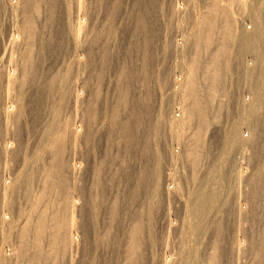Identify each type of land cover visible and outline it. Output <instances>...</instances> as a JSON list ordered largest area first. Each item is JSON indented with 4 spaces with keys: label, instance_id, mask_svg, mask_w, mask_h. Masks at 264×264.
<instances>
[{
    "label": "rangeland",
    "instance_id": "1",
    "mask_svg": "<svg viewBox=\"0 0 264 264\" xmlns=\"http://www.w3.org/2000/svg\"><path fill=\"white\" fill-rule=\"evenodd\" d=\"M8 1L17 2L0 0V55L13 50L12 59H16L1 60L0 71L11 73L9 66L18 63L16 56L20 58L27 47L23 36L17 47L10 45L16 18L9 14ZM75 2L30 1L28 14L36 27L30 42L31 59L38 70L34 74H39L38 83L33 81L20 95L16 92L4 101L0 80V116L5 108H17L23 96L19 118H9L6 130L0 124V217L6 222L0 225V264H130L133 232L139 233L134 236L138 238L137 252L131 255L136 264H192L194 260L207 264L211 245L218 246L221 254L218 264H264V105L259 106L254 144L250 142L253 120L243 111L251 102V72L258 67L257 54L239 50L241 37L258 29V53L264 60V0ZM213 4L228 8L231 29L224 59L231 69L223 73L216 88L221 110L206 114L209 126L202 144L207 148L200 160L175 166L182 156L172 152L183 147L187 154L192 130L171 119L182 100L174 80L187 70L186 63H181L187 62L198 23ZM20 17L16 19L19 30L23 27ZM217 21L215 40L222 25L220 18ZM70 34L76 35L72 36L74 43ZM180 38L187 39L182 51L174 46ZM208 56L203 55L202 66ZM260 63L264 68V61ZM200 76V91L205 95L206 83ZM52 78L56 87L62 84V91H48ZM73 79L72 90L64 81ZM73 92L78 94L77 107L70 101ZM130 122L132 139L123 131V125ZM64 124L66 140L52 160L49 149L55 126ZM231 126L237 144L225 146L222 167L210 175L207 172L216 162L212 153ZM70 128L79 135L74 144ZM241 140L248 142L241 144ZM207 150L209 154H204ZM55 164L65 187L46 193L44 184L56 180L54 173L46 178ZM209 176L211 180L205 184ZM3 185L10 188L6 196L1 193ZM202 186L214 189L216 200L198 220L190 206L192 195ZM64 206H68L66 212ZM44 210L47 214L57 211L67 245L57 254L52 252L51 227L47 226L34 255V220ZM195 225L199 230L194 234ZM23 229L28 232L25 242L20 238ZM21 248L22 255L18 253Z\"/></svg>",
    "mask_w": 264,
    "mask_h": 264
},
{
    "label": "bare ground",
    "instance_id": "2",
    "mask_svg": "<svg viewBox=\"0 0 264 264\" xmlns=\"http://www.w3.org/2000/svg\"><path fill=\"white\" fill-rule=\"evenodd\" d=\"M16 1H17L16 3H12V2H9V1H8L9 3H7V2L6 3L9 6L8 7L9 10H10L9 14H11V18L18 19L19 15L21 16L20 18H22L21 20L23 22V25H22L23 27L19 30V28H17V26H16V23H18V22H17L16 19H14L16 22H14L15 24L12 23V25H11L12 27L13 26L14 27L11 29L12 30V32H11L12 35L10 37V45L12 44L13 46L17 47L18 43H19L18 42L19 36H23V40L25 42V44H23V46L25 45L27 47V51L26 52L24 51V53H21V57L23 58V60L21 59V57L19 58L20 55L16 56V57H18V59H20L18 61V63L13 62L16 59V58L14 60L12 59L11 53L13 52V50L10 51L11 53L8 52V55H7V53H5V51L0 55V61L1 60H5V61L7 60V62H9V61L13 60L12 61L13 63L9 66L10 68H12V70H11L12 72L11 73H7L6 71H5L6 72L5 73L4 71H2V69L0 71V73L2 74L0 80H1L2 85H3L2 99L4 101H7L16 92H17L18 95H20V91L24 87H28L33 81H36V82L38 81L37 76L39 75V74H37V76H34V74L38 73L37 72L38 70L35 68V65L33 64L34 61L32 62V59H31V54H32L33 51H32V47H31V43L30 42H31L32 38L35 37L36 27H35L34 20L32 19L31 15L28 14V12H29L30 6H31L30 5V1H33V0H16ZM79 1L80 0H77V2H75V3H77V5H78ZM1 2H2V0H1ZM0 6H1V4H0ZM228 7H229V5H228ZM36 9L37 8L35 7L34 11H36ZM65 13L67 14V12H65ZM217 18L221 19L220 23L222 25H221V27H219L221 30H220V33H218L219 34L218 40H215L214 30L216 29V26H217V22H218ZM227 19H228V8H227L226 5L222 6V7H218L216 4H213L210 7V11L206 14V16L203 19V21L202 22L200 21L198 23V33L192 39L193 42H192V45H191V48H190V54H189V51L186 54L187 62H185L183 60L184 63L183 62L181 63V64H185L186 63L187 70L183 71V72L181 71L182 74H180V76L176 77L175 80H174L175 85H178V86H176L178 88H177V90L175 92H177V91L180 92L181 91V93H182L181 94V98H180V94H179L178 99H182V100H181V106H179V112L177 111L173 115V117L171 119L174 122H176V121L179 122L180 121L181 122V126H184V128H186V129L189 127L192 130V132H191L192 136L190 138L191 143H190V145H189V147L187 149V154H186L185 150L183 149V147H182V150L180 152L179 151L172 152L173 155L175 153L176 156H178L179 154H181V156H182V158L181 157L179 158V161H181V162L176 163L177 165H175V166H179L178 164H180L182 166L183 163H186L188 165V162H189L188 160H190L191 163L193 161H197L198 159L200 160L201 154L204 151L203 148H205V147H203V144H202L203 143V138H204V135L206 134V130L208 129V126H209V124H208V116L206 114L209 113V112H213V110H214L213 113H219V111L221 110L220 109L221 105L219 104L220 102L217 101L218 98H217V95H216V88H217L218 84L220 83V81L222 79V76H224L223 73L226 72V71L228 72L231 69L230 68L231 64H230V62H228L229 60L228 59H227L228 61L225 60L226 59V53H227V50H226L227 41H228V38H229L227 33H228V30L231 29V28H228L230 22L227 23ZM79 27H80V25L78 27H76V28L78 29ZM257 31H258V29L257 30L254 29V33L249 34V35H246V34L243 35L241 37V39H240V44H239V50H243V51L244 50L245 51L248 50V51H251L253 54H257L256 57H254V58L256 60V63H258V65H257L258 67L256 69H254L253 72H251V76H252L253 81H254V83L252 84V90H251L252 91V93H251V102L245 108V111H243L245 114L248 115V117L252 118V120H253V122L251 124V128H250L252 133H253V138L250 137V142H253L254 144H255V142H254L253 139H255V136L257 135L258 125H259L258 124L259 119H258V116H257V114L260 113L259 112V106L260 105H264V68H263V66L260 63V62H262L264 60H263L262 54L258 53L260 51L261 47L259 48V46L257 45V42L260 39L257 36ZM75 32H77V30ZM71 34H72V32H71ZM71 34H70V36H71ZM72 36L70 38L72 39L71 41L73 42ZM74 38H76V35H75ZM188 38H190V37H188ZM184 41L181 38L180 39H175V41H174L175 42V45H174L175 48L182 51V49H184V46H185L184 43L187 46V39H186V42H184ZM22 43H23V41H22ZM39 49H40V47H39ZM1 51H2V49H1ZM38 52H40V51H38ZM208 52H210V53H208ZM239 52H241V51H239ZM207 54H209V56H208L209 59L202 66V63H203V60H204L203 55L207 56ZM78 61H79V59L76 61L77 62L76 66H77V64L79 65ZM259 63H260V65H259ZM200 67H202L201 70L203 69V71L200 70ZM69 73L66 72L65 74H69ZM200 73L202 74L201 76H200ZM199 76H200L201 80L206 83L207 93L205 95H202L201 91H200V85H199V82H198ZM64 82H66L64 84L67 85L68 88H71L72 90H73L72 87H75V79H73L72 81L68 80V81H64ZM47 86H48L47 87L48 91H53L55 88L56 89L58 88V91H59V89H60V91L63 90L62 89V87H63L62 84H61V86L58 85L59 87H56V83L54 82L53 78L51 80H49V83H47ZM30 87H31V85H30ZM178 92L176 94H178ZM73 93H72L73 96L71 95L70 101H71V104H73L75 107H77L78 94L77 93L73 94ZM59 96H62V94L59 95ZM22 97H20L21 100H22ZM21 100L18 99L17 108H13V107L5 108L4 107L5 109H3L1 111L2 113H1L0 118L2 119L1 120L2 123L0 122V124H2L3 129L6 130V128L8 126L7 125V121L9 120V118H12V117L13 118H17V117L19 118V116L23 113L22 106L20 104ZM126 100H127V96L125 95L123 100H122V104L124 106L126 105ZM219 100H220V98H219ZM68 101H69V98H68ZM214 102L218 103V104H216L215 108H214V106H215ZM23 103L24 102L22 101V104ZM74 106L72 107L73 109H74ZM53 108H51V109H53ZM161 108L159 109L160 118L162 117V114H163ZM239 110H241V109H239ZM51 111H53V110H51ZM179 113H182V117L180 116ZM51 117L53 118V115L50 116V118ZM53 127H54V125H53ZM66 127H67L66 124L60 125V126L59 125L55 126V128H56V130H55L56 136H55L54 140L52 141V144H51L50 149H49L51 154L53 155L52 160H54L55 157L58 156L61 153L63 144H64V142L66 140V136H65V134H63L62 130L63 129L64 130L68 129ZM133 128L134 127H133V123L132 122H130L129 124L123 125V131H124V135L126 136V138H128V139L131 138L130 137L131 136L130 133L132 132L131 130ZM231 129H233L232 126L229 129V134L227 133L228 134L227 137H225L223 140H221L218 143L217 148L215 149V153H212V155L216 156L213 159L216 162L215 163H214V161L212 162V164H211L212 166L210 165L211 168L210 169L208 168L209 171L207 170L208 171L207 173L210 174L215 168L220 169L222 167V164H223L224 158H225V146L227 144H229L231 147L234 144H237V141H234L235 134H233ZM70 132L72 134V136L70 138V141L74 144L76 139L79 138V135L77 134V131H75L72 128H70ZM246 142H248V140H241V144L246 143ZM128 143H129V140H128ZM211 147L212 146H210V148ZM175 148H177V147H175ZM6 152H7V149L3 148V153H6ZM205 153L209 154V151L207 150V151L204 152V154ZM157 156L159 157L158 153H157ZM187 156H189L190 159H188ZM158 157H157V160H158ZM173 157H175V156H173ZM170 158H172V157H170ZM210 166H208V167H210ZM75 172H76L75 168L72 167L71 168V174L73 176L75 175ZM240 172H241V169H240ZM51 173H52V175H51ZM53 173L56 174V177H55L56 180L54 182H49V183L46 182L44 184L43 190L45 189L46 193H50V190H53L54 188H55L56 191H59V188L61 190V188L65 187V186H63V184H64V181L62 179V175L63 174L61 173L60 169L57 168L56 164H55V166L51 167L50 174H48V177H46V178L50 179V177L53 176ZM210 177L211 176L206 177L205 184L211 180ZM177 179H176V182H177ZM156 182H157V180H156ZM172 182H174V181H172ZM171 186H172V183H171ZM176 186H177V184H176ZM3 187L4 188H3V191L1 193H2L3 196L4 195L6 196V192H8L10 188L8 190H6L7 187L4 186V185H3ZM213 190L214 189L208 188L207 186H202V187L198 188L196 190V192L192 195L191 206L190 207H191V210L193 211V213L195 212V215L198 217V220L199 219L201 220V217L204 214L205 210L207 209V206L210 205L211 202L216 200V195L214 194V192H212ZM10 192H11V190H10ZM42 193H43L42 195H44L45 191H43ZM4 203H5V201H4ZM5 205H4V207H6ZM73 208H74V205H73ZM73 208L71 206V210H69V212L71 211L70 213H72ZM66 209L68 210V206H67V208H66V206H64L62 211L66 212L67 211ZM46 210H44L43 212L42 211L39 212L36 220H34L35 221V223H34L35 228L33 230V233H34V240H35L34 244H35V248H36V251H35L34 255L37 254L38 249L40 248L42 237H43L44 233L47 231L46 230L47 226L51 227V231H50L51 234H50L49 239H50V242H51L50 246L52 247V252H56L55 254H57L60 247H63L65 245H67L66 235H62L63 234L62 233V228H63L62 227V225H63L62 219L58 217L57 211H55V212L52 211L51 213L49 212L47 214ZM139 219H140V217H139ZM5 223H6L5 220L0 217V225H4ZM195 223L197 224L198 222H195ZM216 226H217V224H216ZM193 227H195L194 228L195 232H193L195 234L199 230V228L196 225L193 226ZM212 227H214V226H212ZM136 228H137V231H138V229L139 230L141 229L140 226L136 227ZM218 229H219V227H218ZM20 234H21L20 235L21 241L25 242V240H26V238L28 236L27 230L23 229V231ZM138 234L139 233H137V232L136 233L133 232V236L130 237V240H131V243H132V245L130 247V254H129V256H130V264H136V260H134V257L133 256L131 257V255H133L134 251L138 248V245H137L138 238L134 237L135 235H138ZM0 236H1L0 240H2L3 235H0ZM211 247H213V248H212V252H209L210 256H209V260H208L207 264H218V259H219V257H221V254H219L218 251H217V247L218 246H212L211 245ZM22 250L23 249L21 248V250L18 252L20 255H22V253L24 252ZM136 252H137V250H136ZM192 257H194V254H193V256H191V258ZM169 259H170V257H169ZM194 261H192V264H196ZM183 264H186V262H184Z\"/></svg>",
    "mask_w": 264,
    "mask_h": 264
}]
</instances>
